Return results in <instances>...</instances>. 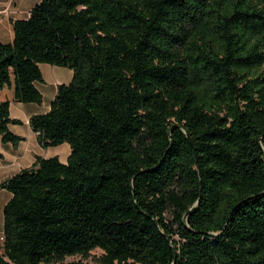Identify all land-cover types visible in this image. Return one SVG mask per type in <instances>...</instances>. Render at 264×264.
Returning <instances> with one entry per match:
<instances>
[{"label":"trees","instance_id":"1","mask_svg":"<svg viewBox=\"0 0 264 264\" xmlns=\"http://www.w3.org/2000/svg\"><path fill=\"white\" fill-rule=\"evenodd\" d=\"M12 28L0 89L40 105L39 64L70 69L29 125L71 152L0 184V264H264V0H40Z\"/></svg>","mask_w":264,"mask_h":264},{"label":"crops","instance_id":"2","mask_svg":"<svg viewBox=\"0 0 264 264\" xmlns=\"http://www.w3.org/2000/svg\"><path fill=\"white\" fill-rule=\"evenodd\" d=\"M32 7L24 1L22 19L28 18ZM18 9L16 0H0V42L11 43L13 41L12 22L20 20L18 19L20 18V10ZM39 69L42 74V81L35 82L34 85L42 95L40 105L14 101L13 85L0 89V101H10V118L21 122L20 124H9L8 128L14 135L22 138V141L14 147L11 143H3L0 136V184L21 170L31 168L37 157L44 159L57 157L61 163L66 164L70 155L71 149L67 143L54 147H42L38 140V134L30 128L29 120L34 115L49 112L51 103L56 97L58 86L69 84L73 73L68 68L48 64H39ZM11 197L9 191L0 189V221L3 219L4 206ZM0 235H3V229Z\"/></svg>","mask_w":264,"mask_h":264},{"label":"rangeland","instance_id":"3","mask_svg":"<svg viewBox=\"0 0 264 264\" xmlns=\"http://www.w3.org/2000/svg\"><path fill=\"white\" fill-rule=\"evenodd\" d=\"M24 1L29 4L34 6L36 3L39 2V0H16L17 4H18V10L19 11V17L18 19H22V13H23V8H24ZM23 2V3H22ZM167 217L169 219H172L171 214H167ZM3 225H4V219H2V221H0V232L3 229ZM1 236V235H0ZM2 244V243H1ZM0 244V255L3 253L2 251V246ZM102 255V251H100L99 249H95L93 251L90 252L89 256L87 258H84L82 256H71V257H67L63 262L61 263H57V264H101L99 262V259Z\"/></svg>","mask_w":264,"mask_h":264},{"label":"built area","instance_id":"4","mask_svg":"<svg viewBox=\"0 0 264 264\" xmlns=\"http://www.w3.org/2000/svg\"><path fill=\"white\" fill-rule=\"evenodd\" d=\"M3 240H4V237H3V235H1L0 236V244L3 242Z\"/></svg>","mask_w":264,"mask_h":264}]
</instances>
